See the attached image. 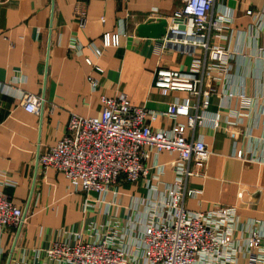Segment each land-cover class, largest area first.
Masks as SVG:
<instances>
[{"label": "crops", "instance_id": "0c3cea01", "mask_svg": "<svg viewBox=\"0 0 264 264\" xmlns=\"http://www.w3.org/2000/svg\"><path fill=\"white\" fill-rule=\"evenodd\" d=\"M182 3L183 0H0V192L24 213L19 229L10 226L0 235V264H5L8 257L9 264H51L46 250L53 242L72 243L75 232L90 240L86 238L97 236V226L109 216H119L128 226L129 218L145 215L151 197L145 181L155 184L158 193L172 182L174 174L169 168L157 184L151 180V169L145 179L120 183L116 196L108 193L104 203H97L95 192L70 187L62 173L42 169L37 158L61 138L71 113L99 115L101 95L122 93L132 104L157 113L186 97L181 91L162 95L153 87V72L157 67L185 71L193 58L203 57L202 50L182 53L174 47H163L162 38L136 36L139 25L166 20ZM221 6L230 10L233 30L246 33L251 21L244 11L264 13V0H216L215 8ZM80 10L86 13L83 28L78 25ZM106 33L118 34V45L102 47ZM248 34L241 53L228 61V73L215 67L209 72L203 70L201 77L203 86L211 91V111L218 109L220 98L215 93L225 88L242 89L253 97L254 108L242 116L238 125L222 121L216 128H196L194 136L202 137L209 156L199 175L186 181L187 188L200 193L183 201L190 211L234 206V235L239 239L246 235L248 221L264 223V162L259 160L258 140L263 119L256 114L258 105L264 104V88L262 97L254 95L256 76L246 71L254 64L264 65L254 56L256 47L264 44V28L256 38ZM93 46L100 48V56L95 55ZM210 63L206 61V65ZM87 76L97 79L96 89L91 88ZM26 93L39 97L38 113L24 109ZM228 108H237L235 97L228 101ZM221 111L226 114V110ZM174 122L184 123L185 118L157 116L151 126L168 129ZM230 130L234 131L233 137ZM237 150L243 152L242 158L235 157ZM176 158L175 152H161L147 164L162 165ZM84 203L91 204L86 211ZM119 242L126 246V259H140L139 239L130 237Z\"/></svg>", "mask_w": 264, "mask_h": 264}, {"label": "built area", "instance_id": "2783aa9c", "mask_svg": "<svg viewBox=\"0 0 264 264\" xmlns=\"http://www.w3.org/2000/svg\"><path fill=\"white\" fill-rule=\"evenodd\" d=\"M215 1L183 0L182 6L166 19L165 33L161 37L163 47H174L182 53L199 48L203 53L202 58H193L185 71L157 67L153 72V87L162 95L184 92L186 97L182 101L171 102L157 113L132 104L122 93L101 95L99 115L71 113L61 138L38 154L37 164L42 169L52 168L62 173L69 186L76 190L95 192L97 203H104L108 193L116 196L120 183L145 179L151 169L154 171L151 180L156 184L167 168L174 174L163 193H158L150 180L145 181L151 197L143 218L139 215L129 218L127 226L119 216H109L97 226V236L86 238L90 240H84L83 235L75 232L72 243L53 242L46 250L51 264H264V223L248 221L244 228L246 235L239 239L234 235L237 230L234 206L190 211L183 205L185 197L200 193L198 189L187 188L186 181L199 175L209 156L202 137L194 136L196 128H216L222 121L238 125L242 116L254 108L253 97L242 89L225 88L215 93L220 98L218 109L210 110L211 91L203 86L201 73L215 67L228 73V61L241 53L244 36L249 33L256 38L264 28V13L246 9L244 13L251 21L247 33L234 31L230 10L226 6L217 10ZM77 18L79 27L83 28L85 11H78ZM102 42V47L118 45L119 35L106 33ZM256 49L254 56L264 61V44ZM93 51L96 56L102 53L94 46ZM206 61L211 62L210 65H206ZM86 62L93 65L89 59ZM95 69L101 71L97 66ZM246 71L250 76L254 72L257 87L254 95L262 97L264 65L254 64ZM87 82L93 89L98 87L97 79L92 76H87ZM226 82L229 83V79ZM232 97L237 99L236 109L228 108ZM23 102L27 112H39L36 95L24 94ZM221 110H226V114ZM256 114L263 119V132L258 140L261 144L259 160L264 162V104L258 105ZM157 116L172 119L182 116L185 122H174L168 129H154L151 122ZM229 135L233 137L234 131L230 130ZM161 152H175L177 158L148 166L152 156ZM235 157L242 158L243 152L237 150ZM89 207L90 203H84L83 211ZM23 222L21 207L0 192V235L10 226L19 229ZM130 237L139 239L142 250L139 260L126 259V246L119 242Z\"/></svg>", "mask_w": 264, "mask_h": 264}, {"label": "water", "instance_id": "95a60500", "mask_svg": "<svg viewBox=\"0 0 264 264\" xmlns=\"http://www.w3.org/2000/svg\"><path fill=\"white\" fill-rule=\"evenodd\" d=\"M167 22L165 19H158L156 21H148L137 27L136 36L145 38L159 39L165 33ZM131 37L129 41H131ZM9 258H7L5 264H9Z\"/></svg>", "mask_w": 264, "mask_h": 264}, {"label": "rangeland", "instance_id": "374dc122", "mask_svg": "<svg viewBox=\"0 0 264 264\" xmlns=\"http://www.w3.org/2000/svg\"><path fill=\"white\" fill-rule=\"evenodd\" d=\"M124 188H128V187H126V186H125ZM117 194H118V193H117ZM142 198H144V200H145V195H144V196H142Z\"/></svg>", "mask_w": 264, "mask_h": 264}]
</instances>
